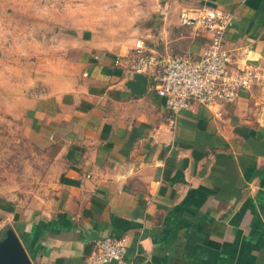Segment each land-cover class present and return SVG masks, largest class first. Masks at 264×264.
I'll return each mask as SVG.
<instances>
[{"label": "crops", "instance_id": "0c3cea01", "mask_svg": "<svg viewBox=\"0 0 264 264\" xmlns=\"http://www.w3.org/2000/svg\"><path fill=\"white\" fill-rule=\"evenodd\" d=\"M162 1L158 45L137 40L147 52L197 56L209 39L178 26L179 12L218 7L233 14L229 67L259 78L234 102L172 114L151 75L143 93L129 87L134 72L115 61L132 51L93 44L87 26L63 34L66 63L21 98L51 144V198L0 209L30 264H86L106 236L125 240L131 264H264V0Z\"/></svg>", "mask_w": 264, "mask_h": 264}, {"label": "rangeland", "instance_id": "374dc122", "mask_svg": "<svg viewBox=\"0 0 264 264\" xmlns=\"http://www.w3.org/2000/svg\"><path fill=\"white\" fill-rule=\"evenodd\" d=\"M162 4L0 0V209H31L51 198V144L42 143L31 128L21 98L37 88L35 78L50 71L51 64L66 63L64 46L69 44L62 35L74 39L87 26L93 44L120 52H131L138 39L157 44ZM71 48L74 60V40ZM6 227L0 223V242L7 236Z\"/></svg>", "mask_w": 264, "mask_h": 264}, {"label": "built area", "instance_id": "2783aa9c", "mask_svg": "<svg viewBox=\"0 0 264 264\" xmlns=\"http://www.w3.org/2000/svg\"><path fill=\"white\" fill-rule=\"evenodd\" d=\"M233 14L218 7L202 6L182 9L178 26L201 32L209 39L208 46L197 56L168 54L156 57L135 42L132 54L116 63L132 72L151 75L156 94L165 107L176 114L193 104L213 107L234 102L240 89H249L259 78L256 68H230V53L224 45L225 33ZM131 264L127 260V244L123 238L106 236L93 241L86 264Z\"/></svg>", "mask_w": 264, "mask_h": 264}, {"label": "water", "instance_id": "95a60500", "mask_svg": "<svg viewBox=\"0 0 264 264\" xmlns=\"http://www.w3.org/2000/svg\"><path fill=\"white\" fill-rule=\"evenodd\" d=\"M148 84V77L143 73L134 72L129 87L133 92L141 94ZM7 236L0 242V264H30L29 258L16 234L8 229Z\"/></svg>", "mask_w": 264, "mask_h": 264}]
</instances>
